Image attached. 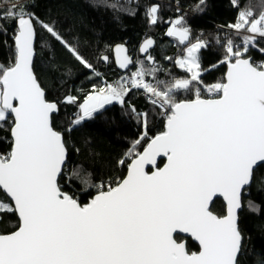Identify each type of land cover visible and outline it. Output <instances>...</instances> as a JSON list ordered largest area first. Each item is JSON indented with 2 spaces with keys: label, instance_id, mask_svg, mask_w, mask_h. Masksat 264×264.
Wrapping results in <instances>:
<instances>
[{
  "label": "snow or ice",
  "instance_id": "obj_1",
  "mask_svg": "<svg viewBox=\"0 0 264 264\" xmlns=\"http://www.w3.org/2000/svg\"><path fill=\"white\" fill-rule=\"evenodd\" d=\"M232 3L237 16L226 27L240 43L228 37L222 44L220 63L227 71L215 84L205 86L201 76L199 52L207 41L196 37L193 42L179 17L167 35L186 45L175 60L183 77L157 79L160 69L149 53L154 41L147 39L140 51L148 66L141 60L130 76L93 84L82 101L65 96V103L78 107L72 126L114 101L123 106L133 90L143 91L164 118V130L148 137L149 113L131 108L145 131L126 153L131 159L127 175L96 185L86 175L83 183L97 193L85 204L58 182L68 148L64 133L53 125L58 104L47 99L33 71L36 24L95 77L100 73L54 23L40 21L19 0L0 8V20L11 19L17 29L14 62L0 65V122L12 118L11 150L0 154V191L9 202L0 201V213L18 215L15 230L0 233V264H237L243 241L237 222L241 194L254 168L264 163V62L248 55L250 48L264 54L259 46L264 9L257 14L241 8L239 0ZM157 12V6L148 10L150 23L157 22ZM116 52L119 67L127 69L133 61L126 49ZM179 92L191 96L178 99ZM143 140L147 144L139 151ZM161 156L167 160L162 168L157 165ZM217 195L226 201L224 215L210 210ZM176 233L190 234L199 251L177 242Z\"/></svg>",
  "mask_w": 264,
  "mask_h": 264
},
{
  "label": "trees",
  "instance_id": "obj_2",
  "mask_svg": "<svg viewBox=\"0 0 264 264\" xmlns=\"http://www.w3.org/2000/svg\"><path fill=\"white\" fill-rule=\"evenodd\" d=\"M13 0H0V8ZM26 11L33 13L44 23H54L64 37L76 45L80 53L91 62L100 77H95L84 68L59 43L53 40L46 30L36 24V57L34 72L50 101L58 104L53 115V125L64 133L67 141L68 158L59 180L62 191L74 196L81 204L88 203L97 193L94 186L83 183L86 175L92 185L115 181L126 176L131 159L126 153L132 143L140 138L145 129L131 111L135 107L138 113H149L148 137H154L164 130V118L145 93L133 90L121 106L118 102L106 105L100 114L72 126V120L78 107L64 102L65 96L83 94L90 91L93 84L100 85L102 80L116 82L124 77L113 60V47L125 43L129 53L134 56L132 70L139 66L138 61L149 62L139 54L141 43L152 37L156 40L150 54L160 71L157 79L169 81L173 77H183L184 70L175 64L176 58L183 54L186 47L166 36V21L183 17L185 25L191 30V37H200L207 41V47L199 52L201 73L205 86L220 81L227 71L220 63L224 57L222 44L228 37L240 43V38L224 27L234 23L237 9L232 0H19ZM154 4L158 6L157 22L150 23L148 10ZM241 8L245 6L258 14L264 9V0H239ZM197 5H200L197 7ZM181 7V10L178 9ZM16 25L11 19L0 20V65L7 66L15 59ZM264 47V39L259 41ZM107 55L109 62L101 57ZM249 56L254 62L264 60V54L250 48ZM171 58V59H169ZM148 79H151L149 77ZM202 90L204 91L203 87ZM204 95V92H202ZM191 93L179 92L178 99L190 98ZM12 118L7 123L0 122V154L11 150ZM71 131H68L69 127ZM147 140L138 147L143 150ZM124 159V164L118 162ZM160 161L159 166L163 164ZM90 174V175H88ZM0 201L9 202L0 191ZM243 209L239 214V229L243 236L242 248L237 264H264V164L254 172L253 181L243 195ZM250 202L252 207H250ZM211 210L224 215L226 207L221 199H216ZM18 224L17 214L0 213V233L15 230ZM175 239L187 240V249L199 251V246L190 238L176 235Z\"/></svg>",
  "mask_w": 264,
  "mask_h": 264
},
{
  "label": "water",
  "instance_id": "obj_3",
  "mask_svg": "<svg viewBox=\"0 0 264 264\" xmlns=\"http://www.w3.org/2000/svg\"><path fill=\"white\" fill-rule=\"evenodd\" d=\"M170 21H166V24H168ZM147 39H151V40H153L154 41V44H153V46L149 49V53L151 52V50L152 49H154V47H155V45H156V40L154 39V38H152V37H149V38H147ZM147 39H145L142 43H141V45H140V47H139V54L142 56V57H145V59H146V54L145 53H142L141 51H140V49H141V46L144 44V42L147 40ZM36 41H37V35L35 36V40H34V49H35V55H34V58H33V71H34V62H35V57H36V48H35V46H36ZM117 47H123L124 49H126V52H127V55L131 58V60L133 61V63L132 64H130L129 65V67L127 68V69H123V68H120L119 67V65H118V63H117V52H116V49H117ZM151 55V54H150ZM104 56H107V55H104ZM104 56H102V57H104ZM102 57H101V60L103 61V62H105L103 59H102ZM108 57V56H107ZM113 60H114V63H115V66H116V68L120 71V72H122V73H125V72H127L129 69H131L132 68V66H133V64H134V56L133 55H131L130 53H129V50H128V46L125 44V43H118V44H116L114 47H113ZM147 61V60H146ZM155 61V60H154ZM109 62V57H108V61L107 62H105V63H108ZM34 74H35V72H34ZM36 75V74H35ZM39 82V81H38ZM45 94H46V92H45ZM50 101V100H49ZM52 102H54V101H52ZM54 115V114H53ZM52 118H53V116H52ZM143 151V150H142ZM67 158H68V154H67ZM164 161L163 162V164L162 165H160L159 166V163H160V161ZM66 163H67V160H66ZM130 163H131V161H130ZM129 163V164H130ZM167 163V160H166V157H158L157 158V165L159 166V167H163L165 164ZM262 164H264V163H260V164H258V166L257 167H255L254 168V172H255V170L260 166V165H262ZM147 170H149V171H151V170H153L152 169V166H148V169ZM63 171H64V169H63ZM127 172H128V170H127ZM62 174H63V172H62ZM61 174V175H62ZM127 175V174H126ZM254 176V175H253ZM60 178H61V176L60 177H58V182H59V180H60ZM253 181V180H252ZM251 184H252V182H251ZM251 184L250 185H248V186H246L245 187V189L242 191V194H241V207L239 208V209H237V222H238V227H239V214H240V212L242 211V209H243V201H242V199H243V195H244V192L246 191V189L247 188H249L250 186H251ZM6 195V194H5ZM70 195V194H69ZM96 195V194H95ZM94 195V196H95ZM8 198V197H7ZM9 199V198H8ZM216 199H221L223 202H224V204H225V207L227 208V205H226V201L224 200V198H223V196H220V195H217L216 197H213V200L210 202V205H209V207H210V210H211V207H212V204L216 201ZM91 200V199H90ZM90 202V201H89ZM216 214V213H215ZM225 214H226V211H225ZM17 217H18V215H17ZM176 235H181V236H183V237H185V238H190V239H192V241H194L198 246H199V242L198 241H196L193 237H191L190 236V234H188V233H176L175 234V236ZM175 236H174V238H175ZM177 242H182V243H184L185 244V246H186V248H187V240L186 239H183V240H180V241H178L177 240ZM242 248V247H241ZM241 252V251H240ZM240 252H239V254H238V257H239V255H240ZM237 261H238V258H237Z\"/></svg>",
  "mask_w": 264,
  "mask_h": 264
},
{
  "label": "built area",
  "instance_id": "obj_4",
  "mask_svg": "<svg viewBox=\"0 0 264 264\" xmlns=\"http://www.w3.org/2000/svg\"><path fill=\"white\" fill-rule=\"evenodd\" d=\"M135 1H137V0H135ZM178 9L179 10H181V7H178ZM228 32H232V33H234L233 31H231V30H229L227 27H224ZM235 34V33H234ZM260 62H264V60H259V61H257L256 63H260ZM133 72V70L132 69H129V71H127L125 74H124V77H127V76H130L131 75V73ZM109 83H112V82H109ZM202 92H204V97L205 98H209L210 97V94L209 93H207L206 91H203L202 90ZM148 99V98H147ZM149 100V99H148Z\"/></svg>",
  "mask_w": 264,
  "mask_h": 264
},
{
  "label": "rangeland",
  "instance_id": "obj_5",
  "mask_svg": "<svg viewBox=\"0 0 264 264\" xmlns=\"http://www.w3.org/2000/svg\"><path fill=\"white\" fill-rule=\"evenodd\" d=\"M153 6H157V4H154V5H152L151 7H153ZM150 7V8H151ZM158 7V6H157ZM177 19V17H175L172 21H170L168 24H167V28L165 29V34H166V36H168L169 38H171L173 41H178L179 42V39L177 38V37H173V36H169V35H167V32H168V30H169V28L172 26V22L173 21H175ZM193 42H195V40H193ZM182 55V54H181ZM181 55H179V56H181ZM178 56V57H179ZM203 72V71H202ZM114 102H116V101H114ZM113 102V103H114Z\"/></svg>",
  "mask_w": 264,
  "mask_h": 264
}]
</instances>
